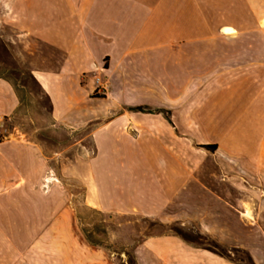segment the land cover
<instances>
[{
    "label": "crops",
    "instance_id": "0c3cea01",
    "mask_svg": "<svg viewBox=\"0 0 264 264\" xmlns=\"http://www.w3.org/2000/svg\"><path fill=\"white\" fill-rule=\"evenodd\" d=\"M0 7L18 35L63 52L56 70L33 75L56 123L93 125L83 177L89 205L160 218L172 208L177 218V203L193 201L195 180L210 186L212 176L198 172L215 171L218 219L232 218L233 233L248 235L241 245L252 263L264 264V0H0ZM94 75L106 83L103 96L92 94ZM17 104L0 77V115ZM39 159L20 137L0 142L10 169L42 167Z\"/></svg>",
    "mask_w": 264,
    "mask_h": 264
},
{
    "label": "rangeland",
    "instance_id": "374dc122",
    "mask_svg": "<svg viewBox=\"0 0 264 264\" xmlns=\"http://www.w3.org/2000/svg\"><path fill=\"white\" fill-rule=\"evenodd\" d=\"M1 16L0 7V77L15 82L22 99L0 115V127L5 139L35 144L42 167L35 161L16 170L0 162V264H253L241 245L248 235L233 233L232 218L218 219L215 171L198 172L212 176L210 186L195 180L193 201L177 203V218L169 217L172 208L160 218L89 205L83 177L93 154V125L56 123L33 75L56 70L63 52L18 35ZM92 94L103 96L96 89ZM83 231L100 243H90Z\"/></svg>",
    "mask_w": 264,
    "mask_h": 264
},
{
    "label": "trees",
    "instance_id": "16d2710c",
    "mask_svg": "<svg viewBox=\"0 0 264 264\" xmlns=\"http://www.w3.org/2000/svg\"><path fill=\"white\" fill-rule=\"evenodd\" d=\"M31 77H32V74H31ZM5 79L11 84V86H12V88H13V90H14V92H15V94H16L18 100H19V102L21 103V99H22V98H21V96H20V93H19V90H18V87H17L16 83L13 82L12 80L8 79V78H5ZM47 96H48V95H47ZM48 98H49V97H48ZM134 109H135V110H138V111H143V110L145 109V107H143V106H135ZM205 147L208 148V149H215L216 145H215V144H209V145H205ZM83 233H84L85 238H86L90 243H92V244H99V243H100L98 240H96L95 238H93L90 234L86 233L85 231H83ZM178 234H179V236H181L183 239L188 240V241H191V240H189V238H188L187 236H185L183 233L178 232ZM207 249L212 250V251H214V252L220 254L219 252L213 250V248H211V247H208ZM220 255H221V254H220ZM248 257H249V259L251 260V257H250L249 255H248ZM133 260H134V259H132V264H135ZM251 261H252V260H251Z\"/></svg>",
    "mask_w": 264,
    "mask_h": 264
},
{
    "label": "built area",
    "instance_id": "2783aa9c",
    "mask_svg": "<svg viewBox=\"0 0 264 264\" xmlns=\"http://www.w3.org/2000/svg\"><path fill=\"white\" fill-rule=\"evenodd\" d=\"M93 79H94V84L96 87L95 89L98 92L103 93V91H105V89H106L105 81L99 75H94ZM3 140H5V135L3 133V130L0 127V142H2Z\"/></svg>",
    "mask_w": 264,
    "mask_h": 264
},
{
    "label": "bare ground",
    "instance_id": "6f19581e",
    "mask_svg": "<svg viewBox=\"0 0 264 264\" xmlns=\"http://www.w3.org/2000/svg\"><path fill=\"white\" fill-rule=\"evenodd\" d=\"M263 22H264V19H263ZM226 31L227 32H232V29L231 28H226Z\"/></svg>",
    "mask_w": 264,
    "mask_h": 264
}]
</instances>
